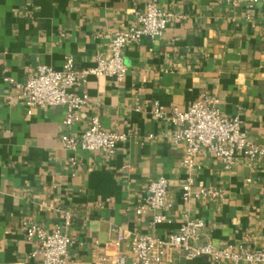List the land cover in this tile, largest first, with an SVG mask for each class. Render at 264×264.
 I'll use <instances>...</instances> for the list:
<instances>
[{"label": "crops", "instance_id": "crops-1", "mask_svg": "<svg viewBox=\"0 0 264 264\" xmlns=\"http://www.w3.org/2000/svg\"><path fill=\"white\" fill-rule=\"evenodd\" d=\"M147 0H0V262L41 264L31 253L24 222L53 231L70 212L71 261L117 264L130 254L135 234L166 238L186 222L202 219L199 242L223 247L247 243L264 250V156L242 155L227 170L205 150L194 168L184 166L185 144L175 126L153 115L155 102L187 110L203 94H215L224 116H239L243 130L264 148V4L252 8L231 0H161L173 14L164 34L126 47L129 74L123 82L88 77L75 89L89 95L78 121L67 128L64 107L35 108L29 114L21 85L39 65L62 70L69 56L79 69L96 65L116 32L128 29ZM98 115L107 130L131 133L106 159L100 152L66 150L60 138L80 136ZM153 135V138H149ZM193 173L197 187L223 190L218 200L185 204L182 185ZM169 181L170 222L154 225L135 208L150 180ZM128 236L119 250L106 244ZM249 239V241H247ZM162 264H235L191 258L177 248ZM239 264H249L241 262Z\"/></svg>", "mask_w": 264, "mask_h": 264}, {"label": "built area", "instance_id": "built-area-1", "mask_svg": "<svg viewBox=\"0 0 264 264\" xmlns=\"http://www.w3.org/2000/svg\"><path fill=\"white\" fill-rule=\"evenodd\" d=\"M233 4L246 3L248 8L264 0H231ZM173 14L161 5V0H147L146 8L139 13L133 24L125 30L115 33L111 46L97 57V63L90 68L79 69L72 56H69L62 70H55L48 65H39L32 69L21 85V100L28 113L35 108L64 107L66 115L63 120L71 128L79 119V111L89 104V95L75 91L88 77H109L123 82L129 68L124 60L127 46L140 42L144 37L155 40L161 37ZM220 100L215 94H203L187 110L172 107L167 110L159 101L155 102L153 115L157 120L169 121L175 126L173 139L176 144H185L184 166L193 169L195 158L205 150L220 158L227 170L238 164L242 155L249 162L264 156V148L255 144L248 133L243 130L239 116H224L221 113ZM131 133L107 130L98 115L91 119L90 126L80 135L64 134L60 138L66 150L100 152L104 158L113 157L119 144L125 143ZM150 135L149 138H153ZM169 181L165 177L150 180L147 193L135 208L139 217L151 216L154 225L170 222L164 211L171 207L169 202ZM223 190L197 187L193 173L189 174L182 185V198L190 204L194 198H223ZM63 224L50 231L36 222H24L23 228L29 240H37L38 248L31 256L40 258L41 264H68L71 261L70 245L72 239L65 231L71 226L70 212L60 211ZM206 224L202 219L186 214V222L177 232L166 238L135 234L130 242V256L117 254V264H162L166 253L171 248L191 258L206 257L215 262L231 261L235 264H264V250L249 248L247 243L229 244L223 247L212 242H199ZM128 236L121 234L116 240L108 242L106 248L119 250ZM249 241V239L247 240ZM0 264H7L1 263Z\"/></svg>", "mask_w": 264, "mask_h": 264}]
</instances>
